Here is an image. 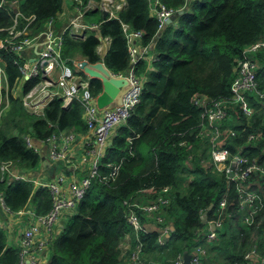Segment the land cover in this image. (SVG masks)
<instances>
[{"label": "trees", "instance_id": "trees-1", "mask_svg": "<svg viewBox=\"0 0 264 264\" xmlns=\"http://www.w3.org/2000/svg\"><path fill=\"white\" fill-rule=\"evenodd\" d=\"M87 1L90 0H84ZM125 2V8L118 14L119 21L100 15L94 22L92 18L98 12H88L84 19L93 21L98 28L85 32L82 38L69 34L64 37L62 57L67 63L79 56V60L89 64L102 61L113 75L125 74L129 57L122 22L143 33L142 45L154 43V59L149 64L150 71L146 61L136 64L134 74L142 79L139 102L126 123L116 129L102 160L103 165L121 162L116 181L91 184L60 234L49 240L48 264H124L120 247L126 238L131 248L138 239L142 259L147 264H174L178 255L190 256L196 247L206 252L200 264H252L253 260L245 259L252 252L258 261L263 260L264 176L250 180L249 188L259 195L262 208L247 225L248 213L238 211L234 184L223 173L203 166V162L209 161V148L195 137L200 110L192 100L230 96L234 62L243 47L264 38V0H160L167 9L182 13H176L174 23L164 26L156 39L158 24L147 0ZM7 10L0 8V28L11 25ZM19 10L43 23L63 12V0H20ZM100 38L110 41L103 58L96 53ZM0 55L6 62L8 83L12 85L18 72L12 66V57L2 52ZM79 75L86 78L82 72ZM257 78H264L262 68ZM89 85L92 95L101 93L99 80L90 79ZM31 86L32 82H27L25 91ZM231 111L238 122L232 120L227 126L240 129L245 120L236 108ZM82 112L75 101L64 109L59 100H53L39 118L26 113L19 100L10 99V108L0 124V163L11 161L21 169H35L40 156L27 149L22 135L30 133L36 140L45 141L64 131L83 134L86 126ZM249 124L247 133L264 137L261 113L255 114ZM246 135L229 143L231 151L233 145L244 142ZM263 150L262 141L256 149L246 147L244 152L249 157L258 156L264 168ZM165 188L168 192L163 197L168 204L158 214L147 216L132 208L144 227L134 231L127 222L128 206H146ZM0 193L12 211L24 209L29 203L37 215H45L51 208L47 190L33 189L31 183L7 185L0 180ZM224 195L228 196L227 217L215 240L209 243L200 216L205 214L209 220ZM147 222H153L156 229L149 231ZM164 230L167 233L161 234ZM0 264H19V249L7 245L2 230Z\"/></svg>", "mask_w": 264, "mask_h": 264}, {"label": "built area", "instance_id": "built-area-1", "mask_svg": "<svg viewBox=\"0 0 264 264\" xmlns=\"http://www.w3.org/2000/svg\"><path fill=\"white\" fill-rule=\"evenodd\" d=\"M67 1L72 6L74 17L70 18L66 27L60 32L56 29L55 18L39 23L35 16L22 13L19 10L20 0L0 2V8L6 7L8 14L11 15V25L0 28V33H3L0 37V52L12 57V66L18 72V77L12 85H9L6 62L0 55V124L10 108V99L19 100L26 113L39 118L44 116V109L51 101L59 100L64 109L72 102H77L83 110L82 121L86 126L83 149L77 158L69 153V148L76 143L78 133L64 131L52 135L45 141L36 140L30 133L22 135L28 150L40 156L41 147H47L52 162L63 163L66 168H81L78 177L69 178L60 174L55 180L50 181L31 179L29 172L32 170L21 169L11 161L0 163L1 181H5L7 185L14 182L31 183L33 189H46L51 200L48 213L37 215L34 206L30 203L24 209L12 211L6 204L4 194L0 193V230L9 233L8 235L20 236L19 264H48L47 246L58 220L65 214L72 215L78 202L82 200L94 181L101 184L116 181L121 162L103 165L102 160L111 146L113 132L126 123L139 102L142 79L134 74L136 64L141 60L151 64L154 59L150 50L154 43L142 45L143 33L120 22L128 50L129 69L125 74L111 73V75L127 80L130 89L123 95L121 104L110 109H99L96 98L90 91V79L86 75L84 78L73 72L67 60L62 57L64 37L69 34L82 38L85 32L98 28V25L84 19L88 12L105 13L108 20L119 21L118 14L125 8L126 2L125 0ZM147 2L151 15L158 24L156 39L158 34H161L165 22L182 10L167 9L160 0H147ZM99 42L96 53L102 56L104 45L109 44L110 41L107 38H100ZM79 63L74 61L73 65L81 72ZM99 63L103 64L102 61ZM260 68L264 71V38L243 47L239 59L234 62L229 97L217 100L195 97L192 100L193 105L200 110L195 137L205 142L209 148L210 158L208 162H203V166L223 173L227 180L234 184L238 211L248 213L245 218L247 225L251 224L253 216L262 208L259 195L249 186L253 177L264 176V168L258 156L249 157L244 152L246 147L256 149L260 142H264V137L247 133L249 122L257 113L262 114L264 125V78H257ZM30 81L32 86L25 91V85ZM233 108H236L245 120L244 126L240 129L227 126L232 120L238 122L233 116L235 113L231 111ZM245 134L247 135L244 142L237 146L233 145L231 151L229 143ZM167 192L168 188L162 189L158 198L146 206L136 204L128 206L130 210L127 222L134 231L137 232L144 227L141 226L132 208L139 209L147 216L158 214L161 207L168 204L167 199L163 197ZM227 205L228 196L224 195L209 220L205 214H201L200 219L204 221L207 229V242L215 240L216 232L221 229L223 219L227 217ZM23 220L34 221V224L23 225ZM156 220L161 222L159 217ZM39 230H43L49 240L36 241ZM165 233L166 230L161 231V234ZM120 249L124 264H147L142 259V246L138 239L131 248L130 240L126 238ZM205 253L202 247L194 248L190 253L189 264H200ZM245 259L253 260L252 264L259 262L254 253L246 256ZM174 264H184L183 257L178 255ZM261 264H264V261Z\"/></svg>", "mask_w": 264, "mask_h": 264}, {"label": "crops", "instance_id": "crops-1", "mask_svg": "<svg viewBox=\"0 0 264 264\" xmlns=\"http://www.w3.org/2000/svg\"><path fill=\"white\" fill-rule=\"evenodd\" d=\"M68 4H69V2H68ZM68 9L71 12L72 6L70 4L68 5ZM64 14L65 13H64V7H63V12L60 15H58L57 18H55V20H56V23H55L56 29L59 32L62 31L66 27V25L68 24L70 18L72 17L71 15L67 14L69 16L68 20L62 19L61 17L64 16ZM100 15L103 17V14H100ZM174 21H172L171 24H173ZM108 46H109L108 43L104 45V47H103V53L101 54L102 56H99L100 58H103L104 57V55L107 52ZM150 50H151V54L154 57V54L152 52V48ZM80 61H82V60H80ZM80 61H78V62H80ZM149 62H150V60H149ZM147 64H148V69L150 71V68L151 67H150V65H149L148 62H147ZM99 95H96V96L94 95L95 98H96V100H97V97ZM96 105H97V103H96ZM113 106H115V104H111L108 107H105L103 109H110ZM70 132L77 134L75 131H70ZM115 132H116V130H115ZM115 132H113V134H115ZM77 135L80 138L78 137L76 143L72 147L69 148V153L72 156H74L75 158H77L79 156V154L81 153V151L83 149V141H84V137L86 136V132L83 133V134L78 133ZM39 162L41 164V168H40V171H39L38 175H35L34 172H33V170H32V172H29V176H30L31 179H44V180H49L50 181V180H55V178L58 175H60V174H64L65 176H67L69 178H71V177H78L80 175L81 168H78V169L66 168L63 163L52 162L51 159L48 156V148L47 147H41L40 160H39ZM68 216H69V214H67V215L65 214V215H63L58 220L57 224L53 228V232H52L51 239L54 238V237H56V236H58L60 234V232H61V230L63 228V225L67 221V217ZM13 224L14 223H12V225ZM22 224L23 225H26V226H30V225L34 224V221L23 220L22 221ZM153 224H154L153 222H149V223L147 222L145 224V226H147V229L149 231L155 230L156 227H154ZM8 234L9 233L5 232V236H6V240H7V245L15 246V247L19 248L18 244H19V237L20 236L18 234H16V236L14 234H10V235H8ZM42 240H49V238H47V234H45L43 232V230H39V233L36 236V241H42Z\"/></svg>", "mask_w": 264, "mask_h": 264}, {"label": "water", "instance_id": "water-1", "mask_svg": "<svg viewBox=\"0 0 264 264\" xmlns=\"http://www.w3.org/2000/svg\"><path fill=\"white\" fill-rule=\"evenodd\" d=\"M182 12H178L181 14ZM106 17V14L103 13V18ZM173 19H168L165 22V26L171 24ZM160 33L158 34V37ZM80 71L86 75L89 79L99 80L102 86V92L97 97L96 103L99 109L108 107L111 104L119 105L123 95L130 89V86L127 80L123 78H116L111 75V73L104 67L101 63L89 64L85 60L80 61L79 63ZM211 210V207L208 211ZM204 223V221H203ZM170 230L173 228L170 226ZM190 256L188 254L183 255L184 264H189Z\"/></svg>", "mask_w": 264, "mask_h": 264}, {"label": "rangeland", "instance_id": "rangeland-1", "mask_svg": "<svg viewBox=\"0 0 264 264\" xmlns=\"http://www.w3.org/2000/svg\"><path fill=\"white\" fill-rule=\"evenodd\" d=\"M68 2H67V0H64L63 1V7H64V16H62L61 18L62 19H65V20H68V18H69V16L67 15V14H69V15H71L72 17H74V14H73V11L71 10V12H70V10L68 9ZM71 17V18H72ZM101 18V16H100V13H96L95 15H94V17L92 18V20L94 21V22H97L99 19ZM92 21V22H93ZM92 22H90V23H92ZM93 22V23H94ZM92 23V24H93ZM80 58H79V56H77V57H75V58H73V60L72 61H70L69 63H68V66H69V68L73 71V72H75V73H79V70L77 69V68H75L74 67V65H73V62L74 61H80L79 60ZM26 134H29V133H26ZM25 133L23 134V135H26ZM40 168H41V164H40V162H39V164H38V166L35 168V170L33 169V172H34V174L35 175H38V173H39V171H40ZM251 241H254V240H251ZM252 253H254V252H252ZM252 253H250V254H247L246 256H248V255H251ZM46 254H48V252L46 253ZM245 256V257H246ZM264 261V259L263 260H261V261H259L258 262V264H261L262 262ZM46 262V261H45Z\"/></svg>", "mask_w": 264, "mask_h": 264}]
</instances>
